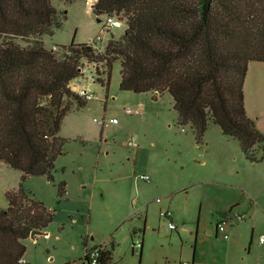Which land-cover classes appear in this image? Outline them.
<instances>
[{"label":"rangeland","instance_id":"obj_1","mask_svg":"<svg viewBox=\"0 0 264 264\" xmlns=\"http://www.w3.org/2000/svg\"><path fill=\"white\" fill-rule=\"evenodd\" d=\"M94 1L67 5L51 0L65 19L45 44L67 53L52 44H69L73 34L75 42L92 36L93 49L102 52L110 35L122 34L125 18L114 15L120 24L102 34L97 18L102 21L104 15L93 17L88 9ZM97 35L103 38L97 40ZM95 67L105 80L102 62L83 60L81 75L73 81L95 98L80 107L72 101L63 117L58 135L65 142L54 161L53 179L27 176L21 182L20 171L0 162V208L7 207L5 191L16 190L21 182L52 213L42 233L23 240L28 263L82 264L83 241L88 249L98 244L110 249L112 244L114 264L191 262L197 236L204 230L210 232L213 253L196 258L194 264H264V243L258 241L264 234V156L251 163L238 156L236 139L220 145L225 135L212 123L202 142L195 143L193 129L176 123L168 93L154 99L150 92L119 89L118 61L105 92L95 80ZM248 101L251 118L264 135V96L261 102L251 96ZM103 118L115 122L95 121ZM130 138L136 146L128 145ZM61 181L65 192L59 195ZM234 203L232 209L244 218L225 226L224 239L219 231L214 233V220ZM160 210L170 211L174 228L159 216Z\"/></svg>","mask_w":264,"mask_h":264},{"label":"trees","instance_id":"obj_2","mask_svg":"<svg viewBox=\"0 0 264 264\" xmlns=\"http://www.w3.org/2000/svg\"><path fill=\"white\" fill-rule=\"evenodd\" d=\"M67 4L72 0H64ZM91 13L122 14L125 25L110 35L102 52L88 42L48 49L43 35H52L65 19L51 0H0V162L27 176L53 179L54 161L63 153L58 135L72 105L86 100L69 82L81 75L83 60L102 62L105 80L95 67V80L108 90L114 62L120 70L119 89L163 93L172 98L176 123L193 129L201 143L209 123L236 139L251 163L264 156V135L245 112L243 82L249 62L264 63V0H95ZM98 36V35H97ZM5 191L0 208V264L21 261L23 240L42 231L52 213L22 184ZM61 181L57 191L64 194ZM232 205L227 211H231ZM84 247V261L114 264L111 249Z\"/></svg>","mask_w":264,"mask_h":264},{"label":"crops","instance_id":"obj_3","mask_svg":"<svg viewBox=\"0 0 264 264\" xmlns=\"http://www.w3.org/2000/svg\"><path fill=\"white\" fill-rule=\"evenodd\" d=\"M75 1L76 0H73L71 3H69L67 5H71ZM90 5L91 4L88 5V9H89V11L91 13ZM92 16L96 17L93 14H92ZM97 17H101L102 18V15L97 16ZM97 21L99 23H102V21L99 20L98 18H97ZM54 34H55V31H54V33L51 36H53ZM46 37H50V36L49 35H43L42 36V41H43L44 46L46 48L50 49L52 46L49 47V46H47L45 44L46 43L45 42ZM114 37H116L115 34H114ZM91 39H93L92 36L91 37L89 36L86 42H89V40H91ZM52 45H65V44H60V43L54 42V44H52ZM77 78H74V79H72L69 82V87H71V85H73V81L75 79H77ZM243 94H244L245 112H246V114L249 117H252L253 116V114H252L253 112H252V110L250 108V101H248V97L250 98V96H251V97L254 98V100H258V101L261 102V97L264 96V63L263 62H249L247 64V71H246L244 82H243ZM187 126H190V125L187 124ZM229 140H232V139H230V137L223 136L222 139H219V144L226 147V146H228V144H232V143H229ZM239 155L243 156V154H242L240 149L238 151V156ZM232 205H236V203L231 204L230 207ZM230 207H228V208H226V209H224L222 211H226ZM230 212L233 213V214L242 215L244 217V214H241L239 212H235V210H233V209H231ZM210 226H211V224L209 222L207 227H210ZM203 231H202V234L199 233L198 236H197L196 247H195V250H194V253H193V256H192L193 261H191V264H194L196 258L199 257L200 259H202V258H204L205 255H207V254L210 255L211 253H213V251H212V247H213L212 241L209 238H207L210 235V232L209 231L203 232ZM213 258H215V256H213ZM24 260L27 261L25 258H24Z\"/></svg>","mask_w":264,"mask_h":264},{"label":"built area","instance_id":"obj_4","mask_svg":"<svg viewBox=\"0 0 264 264\" xmlns=\"http://www.w3.org/2000/svg\"><path fill=\"white\" fill-rule=\"evenodd\" d=\"M121 20H119L118 18H116L114 15H104L103 20H102V26L100 28V32L102 34H106L108 32L109 29H111L113 26H118L120 24ZM101 38H103L102 35L97 36V40H101ZM92 48L95 46V43L93 42V39L89 40L88 42ZM71 90H73L78 96L82 97L85 100H91L93 98H95V96L92 94V92L85 88V87H81L78 86L77 84L71 85L70 87ZM126 110H128L126 108ZM95 120V119H94ZM98 124L100 125H105L107 122H115V118H109V119H102V120H95ZM128 145L131 147L136 146L135 141L130 138L128 140ZM142 178L146 179L147 176H142ZM159 216L163 219L167 220V225L170 229L174 228V225L172 223L171 220V213L169 210H160L159 211ZM244 217L242 215H237V214H233L229 211L225 212L222 215H219L215 218L214 220V233L216 232H220L222 237L224 239H226L227 233L225 232V226L228 224L233 225L236 222H239L243 219ZM258 241L260 244L264 243V234L260 235L258 238ZM92 259H91V264H96L95 262V257L94 254L95 252H92ZM21 261L23 262L24 259H21ZM176 264H191V262L188 261H182V262H178Z\"/></svg>","mask_w":264,"mask_h":264},{"label":"water","instance_id":"obj_5","mask_svg":"<svg viewBox=\"0 0 264 264\" xmlns=\"http://www.w3.org/2000/svg\"><path fill=\"white\" fill-rule=\"evenodd\" d=\"M40 233V231H31L30 236L33 237L34 234Z\"/></svg>","mask_w":264,"mask_h":264}]
</instances>
